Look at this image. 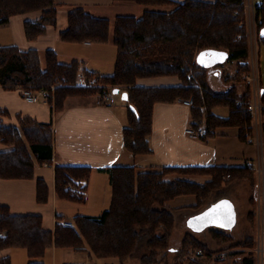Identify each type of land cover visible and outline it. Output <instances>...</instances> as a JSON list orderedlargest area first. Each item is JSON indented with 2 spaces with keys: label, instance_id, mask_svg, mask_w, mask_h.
<instances>
[{
  "label": "trees",
  "instance_id": "obj_1",
  "mask_svg": "<svg viewBox=\"0 0 264 264\" xmlns=\"http://www.w3.org/2000/svg\"><path fill=\"white\" fill-rule=\"evenodd\" d=\"M132 1L145 6L171 5V11L147 9L141 17L118 15L111 33V20L91 14L83 6L72 7L67 27L60 30L62 40L81 43H107L112 38L117 46L115 70L100 74L83 67L82 60L62 62L54 48L45 51V63L36 47L27 50L16 44L0 45V86L7 90L19 87L46 88L49 102L62 110L69 96L125 92L128 123L124 127L125 148L134 155L151 154L156 103H172L194 97L190 108L194 127L208 128L207 136L218 128L236 127L238 136L246 141L253 133V117L248 110L252 96L244 74L250 70V39L247 31V0H118ZM39 11L38 19H27L25 34L30 41L45 34L50 25L58 23L59 6L56 0H0V25L12 16ZM257 42L264 47V0L256 4ZM218 52L221 57L237 62L234 86L216 91L210 80L212 66L199 63ZM208 61H210L208 59ZM44 63V64H43ZM81 73L89 78L98 76L92 85L80 84ZM156 76H176L178 85H140L139 80ZM238 84H242L241 89ZM262 101L264 80L261 77ZM52 86H56L52 89ZM218 106L229 109L227 116L214 112ZM0 107V143L12 148L0 151V177L34 178L36 163H51L54 157V130L51 122H42L30 115L18 114L19 126L4 123L9 115ZM90 165H57L56 191L60 198L84 203ZM210 174L205 183L187 179L166 180L169 173ZM112 202L99 216L78 214L74 225L57 223L53 232L43 225L37 214H13L10 207L0 205V252L24 247L31 258L28 264H45L43 257L53 244L87 252L90 258H116L120 264L139 255L141 264H158L161 252L173 250L169 244L175 224V214L166 204L180 195L195 194L198 206L229 180H254V169L245 166L180 165L164 166L160 170L138 171L135 165H115L109 168ZM49 185L37 180V201L49 199ZM253 218L254 212H250ZM213 236L219 242L232 237L220 231ZM255 239L248 238L231 246L254 247ZM204 249L208 255L197 253ZM142 255L140 254L141 252ZM178 251V252H177ZM174 264H221L213 252L196 236L189 233L177 250ZM180 251V254H179ZM174 252V253H175ZM182 254V255H181ZM187 256V258H186ZM159 261V262H158ZM187 261V262H185ZM0 264H12L10 256H0ZM168 264V263H167ZM239 264H256L255 252L246 255Z\"/></svg>",
  "mask_w": 264,
  "mask_h": 264
},
{
  "label": "crops",
  "instance_id": "obj_2",
  "mask_svg": "<svg viewBox=\"0 0 264 264\" xmlns=\"http://www.w3.org/2000/svg\"><path fill=\"white\" fill-rule=\"evenodd\" d=\"M56 2L59 6V14L61 6L68 8L65 11V17L63 16L61 24L58 22L55 26L50 25L47 32L35 41H30L25 34L24 24L28 17L19 15L11 17L8 25L13 26L16 45L23 50L31 47H36L40 51L54 48L58 51L62 62L69 63L79 59L82 60L83 67L88 70L100 74L113 73L116 61L109 66V69L111 68L109 71H104V67L95 61L98 57L105 55L108 43L114 44L112 38L107 43L65 42L60 36V30L67 27L68 12L76 5L85 7L93 15L107 17L114 21L118 15L129 13H116L112 20L106 12L117 10V7L132 1L56 0ZM147 9L150 8L142 9V15ZM38 14L40 17L41 13ZM211 55L214 56L208 58L210 61L207 65H211L215 70L214 74L210 75L213 88L216 91H224L234 86L235 72L238 71L237 62L221 57L218 52ZM138 82L140 85L150 86L181 84L176 76L142 78ZM215 85L218 87L216 88ZM240 88L242 89V86ZM119 93L125 101L123 104L117 103V96L114 103L99 104L94 95H75L66 99L62 110H56L54 104L48 99L31 103L25 99L19 88L7 90L0 86V107L7 108L10 112L9 115L3 116L5 124L19 126L18 114H22L30 115L42 122H51L54 130L53 161L45 164L36 163L34 178L0 177V205L9 206L13 214L41 215L44 227L54 232L59 222L74 223V218L78 214L99 216L110 207L112 187L109 168L112 166L135 165L141 171L160 170L168 165L245 166L248 160L256 157V154L254 156L250 151L251 146L255 149L256 146L241 140L236 127L218 128L216 134L203 139L190 137L186 130L193 125V121L190 110L189 112L187 110L188 106L182 100L156 103L150 137L153 152L134 155L124 145L123 131L128 122L127 102L123 90L119 89ZM218 111H220L219 108H215L214 112L218 115L228 114L226 111L221 114ZM10 148H12L11 145L0 143V151ZM57 165H90L93 168L88 181L87 199L84 203L72 202L58 196L55 177ZM38 178L45 179L49 185V199L46 202L37 201ZM178 178L205 183L210 181L212 176L177 172L165 176L166 180ZM230 184L236 186L245 182L236 181ZM228 185L223 184L222 188L226 189ZM222 188L220 189L223 190ZM219 191L213 193L202 206L197 205L198 198L195 194L177 196L166 204L175 214L176 222H184L188 227L187 232L195 235L209 247L210 251L216 253V258L222 259L221 264H239L254 250V247L249 246H231L248 238H256L253 223L255 213L254 219L250 215V212H254L251 194L247 197L244 193L243 199L237 200L232 194H221ZM214 231L223 232L231 236L232 240L224 243L226 246L223 245L224 248H222L220 242L213 236ZM15 248L19 247L1 251L0 256H10L13 264L12 254L15 253ZM216 248L218 252L214 250ZM74 253L86 252H78L70 247H56L53 244L46 250L44 262L45 264H76L67 263L68 258L75 256ZM118 262L117 264H120Z\"/></svg>",
  "mask_w": 264,
  "mask_h": 264
},
{
  "label": "rangeland",
  "instance_id": "obj_3",
  "mask_svg": "<svg viewBox=\"0 0 264 264\" xmlns=\"http://www.w3.org/2000/svg\"><path fill=\"white\" fill-rule=\"evenodd\" d=\"M261 1L262 0H247L245 24L247 26V31H248V35H249V39H250V48H251V50H250V68L252 66L251 62H252V49H253L255 52L258 51L259 60H260L261 77L264 80V47H263V45H260L257 42V31H256V24H255L256 4L260 3ZM119 6H121V5H119ZM143 8H151V9H157V10H161V11H171V9H173L174 6L162 5V6H152V7L150 6L149 7V6L137 4L135 2H130V3H124V5L122 7H117L116 8L117 10L112 9L113 10L112 12H106V13H109L107 15H110L109 17H111L112 20L114 19L116 13H129L128 15H130V14L133 15L132 13H134L135 15H138V17H141ZM67 10H68V8L66 6H61V13L59 14V17H58L59 23L62 22V20H63L62 18H63V16L65 17V15H66L65 11H67ZM106 11H109V10H106ZM38 13H40V12L34 11V12L27 13V14L19 15V16H27L28 19H36L40 15ZM111 22H112V24H111V33H112L114 21H111ZM8 24L9 23L7 22L3 25H0V45L11 44V43L16 44V42H15L16 39L14 36L15 34L13 33L14 31L12 29L13 26L11 27V25H8ZM53 26H55V25H53ZM105 51H106L105 55H103V57H101V58L98 57L97 59H95V61L97 63H99L102 67H104V71H109L111 69V68L109 69V66H112L111 65L112 62L114 63V61H116V54H117L116 53V46L113 43H108V47L106 46ZM41 55H42L43 62L45 63V50L44 49H41ZM197 61L199 63H204V62L208 63V59L205 55H202L200 58L198 57ZM214 72H215V70L212 69L211 73L214 74ZM105 73H107V72H105ZM236 73L237 72H235V75H236ZM244 78H245V76H244ZM245 83L247 84V79H245ZM235 84H237V83H235ZM238 85L242 86V84H238ZM215 87L217 88L218 86L215 85ZM250 87H251V91H252V96H254L253 95L254 94V88L251 85H250ZM242 88H243V86H242ZM19 89L21 90L22 88L19 87ZM112 94L114 96L118 97V99H117L118 104H123L125 102L124 99L122 98L121 93L118 92L117 94H115V93H112ZM85 96H91V95H85ZM94 96H96L98 99L100 94H96ZM183 100L184 99H182V102H183ZM189 107L190 106H188V109H187L188 112L190 110ZM218 108L220 110V111H218L220 114L225 112V111L228 112V114H229V109L227 107L218 106ZM262 119L264 122V109H263ZM255 124L256 123L254 121L253 131H254V128L256 129ZM249 143L254 144L256 146V149L254 146L250 147L251 154L254 156L256 154V157L252 160L259 159L260 154H259V149H258L257 145L255 143H252V142H249ZM262 161H263L262 165L264 166V157L262 158ZM138 171H141V170L138 169ZM254 174H255L254 180H249V179L229 180L230 176L227 175L224 177V181H225L224 184H229V185L227 187H225L226 189L221 187L223 190L218 189L216 191L220 190L219 192H221V194H224V193L232 194L234 197H236L237 200L239 198L243 199L242 194H244V193L246 194L247 197H249L251 194L252 204L254 206V213H255V219H254L253 223L255 224V236H256L255 244H254L255 246H254L253 251L255 252V256H256V264H262L261 256L263 253H262V250H260L261 252H259V248L264 247V175H262L260 177L256 173V171H254ZM236 181H239V182L244 181L245 184L236 185V186L235 185L233 186L230 184V183H233ZM216 191L212 192L211 195H213V193H215ZM217 195H219V194H217ZM210 196H208V198ZM215 197H213V198H215ZM187 228L188 227H186V224L184 222H178L177 223L176 218H175L173 233H172V236H171L170 242H169L171 248L173 247L172 248L173 253H171V251L161 252L160 253L161 255L159 256V261H161V262L158 261L159 262L158 264H167V263L168 264H174L176 262L177 255H178L177 250L178 249L180 250L182 248L183 241L186 238L187 234H189V232H187ZM229 242L230 241L220 242V244H221L220 247L224 248V246H226V245H224V243H229ZM214 250H216V252H218V248H216ZM14 251H15V253L12 254L13 264H28L29 261L31 260V258L29 257V255L26 252V248L19 247V248H15ZM175 251H177V252H175ZM144 252L142 251L140 254L142 255V253H144ZM204 252H205L204 255H201L202 258H205L208 255L206 250H204ZM211 252H213V251H211ZM74 254H75L74 257L68 258L67 263L117 264V262L119 261L116 258H109V259H103V258L101 259L98 257L90 258L87 252L81 253V254H76V253H74ZM179 254H180V251H179ZM216 256H217V254L213 252V258ZM186 258H187V256H186ZM43 260H44V257H43ZM185 262H187V261H185ZM124 263L125 264H141V260H140L139 255H137L134 257H129ZM215 263L219 264V262H216V261H215Z\"/></svg>",
  "mask_w": 264,
  "mask_h": 264
},
{
  "label": "built area",
  "instance_id": "obj_4",
  "mask_svg": "<svg viewBox=\"0 0 264 264\" xmlns=\"http://www.w3.org/2000/svg\"><path fill=\"white\" fill-rule=\"evenodd\" d=\"M255 5V4H254ZM252 66L250 70L244 74L245 79H247V84L253 86L254 88V96L248 102V110L255 121V127L252 134L248 135L247 141L255 143L259 149L260 157L257 160H248L246 163L248 166L252 167L254 171L261 177L264 175V166L262 165V158L264 157V122L262 119L264 102L262 101V86H261V71H260V60L258 51H254L252 49ZM98 79V76H94L93 78H89L85 73H81L79 75V83L84 85H92ZM56 86H52L54 90ZM21 92L24 95L25 99L28 102L35 103L39 102L42 99H48L50 97V90L46 88L34 89L31 87H21ZM116 101L115 96L112 93L101 94L97 99L99 104L105 103H114ZM183 103L187 106L192 107L194 105V97L184 99ZM187 133L192 138L203 139L207 136L208 128L206 126H202L199 129L191 125L187 128ZM65 225L72 226L74 225L71 221H64ZM0 235L4 236L5 232H1ZM262 250V264H264V247L259 248V252ZM197 253L200 255H204L203 249H198Z\"/></svg>",
  "mask_w": 264,
  "mask_h": 264
},
{
  "label": "water",
  "instance_id": "obj_5",
  "mask_svg": "<svg viewBox=\"0 0 264 264\" xmlns=\"http://www.w3.org/2000/svg\"><path fill=\"white\" fill-rule=\"evenodd\" d=\"M207 64V63H206ZM264 90V89H263ZM119 92V89H116L114 93H118ZM124 97L126 98L125 96V92H124Z\"/></svg>",
  "mask_w": 264,
  "mask_h": 264
}]
</instances>
